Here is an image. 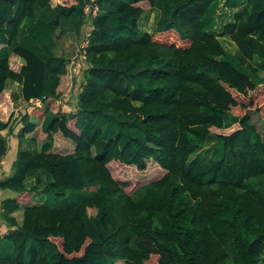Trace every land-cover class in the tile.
<instances>
[{
	"label": "trees",
	"instance_id": "trees-1",
	"mask_svg": "<svg viewBox=\"0 0 264 264\" xmlns=\"http://www.w3.org/2000/svg\"><path fill=\"white\" fill-rule=\"evenodd\" d=\"M88 1L99 6L91 21ZM142 1L158 12L151 31L139 25ZM88 29L89 65L66 112L61 97L74 73L56 53L57 30ZM173 30L183 44L155 37ZM257 67L264 0H0V131L19 123L22 139L36 128L33 115L46 133L40 146H18L0 179L16 192L0 202L8 226L0 264H264ZM19 98L42 102L12 122ZM59 133L72 143L65 152L55 150ZM209 138L219 143L213 156L202 152ZM6 151L0 133V159ZM32 192L41 199L21 204Z\"/></svg>",
	"mask_w": 264,
	"mask_h": 264
},
{
	"label": "rangeland",
	"instance_id": "rangeland-1",
	"mask_svg": "<svg viewBox=\"0 0 264 264\" xmlns=\"http://www.w3.org/2000/svg\"><path fill=\"white\" fill-rule=\"evenodd\" d=\"M63 1L65 3H69L71 0H63ZM140 4L144 7L145 12L142 14V16L139 19V25H140V27L142 29L151 31L153 29V27H154L158 12L154 8H149V5H148V3L146 1H142V2H140ZM87 28H88L87 26H84V31ZM75 35L77 36V39H76ZM65 37L68 38L66 40L67 41V45L66 46L69 47V52L70 53H72L74 51L73 54H72V55H74V53L76 51V48H77V44L76 43L78 42V37L79 36H78V34H75V33L71 32V31H67V32L64 33V32H61V31L57 30V34H56V39H57V43H58V46L56 47L57 50L59 49V47H62V45H64L61 41H63L62 38H65ZM155 37L156 38H160L162 40L173 41L176 44H183V42L178 38V36H177V34H176V32L174 30L173 31H169V32H163V33H160V34H156ZM71 38L73 39L74 42L73 43H69V45H68V42H71ZM218 39L220 40L222 46L224 47V49L228 53H231V54H234L236 56H239L237 48H236L234 42L229 37H227V36H218ZM57 50H56V52H57ZM258 61H261V59L255 57V59L253 61H250V63H246L247 68H249V66L253 67L254 65H256V63H258ZM245 62H247V61H245ZM10 64H12V66L15 69H17L18 65H19L18 63H16V60H14L13 58L10 59ZM83 68H84L83 66L82 67H78L79 71H77V72H80V70H82ZM253 76L256 77L257 79L261 80V81H264V68H258V67L255 68ZM83 80L84 79L82 78V75L80 77H78V78H75V75H74L73 78L71 79V84L68 86L67 90L62 94L61 100H63V97H64V100L62 101V106L64 107L65 105H67L65 107L66 110H67L68 107L72 106V105H70L72 100L68 99V97L70 96V93L74 92L75 90H76V93H77V91L79 89V85L81 84V81L83 82ZM7 85L13 91H15L17 89L16 88L17 84L12 82V81H9L7 83ZM259 87L262 88L261 86H259ZM260 93H261L260 96L257 98V101L259 103H261V101L264 100V91H260ZM234 95L239 100H248V99H250L252 97H255V95L254 96H250V97L242 96L237 91H234ZM240 102H243V101H240ZM18 105L22 106L24 108V105L19 100L15 101L12 104L10 103V105H9V107H10L9 108L10 109L9 113L12 111V113L10 114V119L12 120V122L17 121L18 118H19L18 115H15L16 107ZM33 106H35V104ZM62 106H61V108H62ZM243 106H245V103H243L242 105L237 104V105H234L233 107H235L236 109L239 110ZM18 111H20V110H18ZM34 118H35V116H34ZM251 118H252L253 122L256 124L257 128L259 130H262L263 126H264V119L261 116V114L259 112H251ZM236 127H237V125L235 124L233 129H235ZM232 130H229V132L232 131ZM40 135H42V133H40V134L36 133L35 134V136H38V137H40ZM60 135H61L60 133L57 134L56 141L59 142L60 140H62L64 142H63V144H60V143L57 144L55 146V150L60 151V152H65V151L69 150L72 147V143L69 140H66V139L62 138ZM218 147H219L218 141L209 138L206 141V143L204 144V147L202 148L203 155H205V156H213L214 153H218L217 151H214ZM124 176H126V173H124ZM33 182H34V180L32 178L28 179V181H27L28 184H31ZM40 199H41V194L38 193V192H32L26 198L20 197L21 202H27L28 201L30 203L31 202H37ZM89 212L90 213H94L95 210L93 208H89ZM115 264H122V261L119 260Z\"/></svg>",
	"mask_w": 264,
	"mask_h": 264
},
{
	"label": "crops",
	"instance_id": "crops-1",
	"mask_svg": "<svg viewBox=\"0 0 264 264\" xmlns=\"http://www.w3.org/2000/svg\"><path fill=\"white\" fill-rule=\"evenodd\" d=\"M76 39H77V36L75 35ZM68 38H62L63 41H61L64 45H62V47H59V49L57 50V54H62V55H65L67 58L71 57V55L73 54L69 52V47H67V40ZM73 39L71 38V42H68V45L69 43H73ZM58 46V43L56 45V47ZM84 67V66H83ZM79 71L78 67H74L73 68V73L75 75V78H78L82 75V78H83V69L80 70V72H77ZM9 81L11 80H8L6 83H8ZM14 83L17 84V89H18V83L16 81H12ZM82 83V81H81ZM8 87V85H7ZM10 90H12L10 87H8ZM16 89V90H17ZM80 90V85H79V89L78 91ZM77 91V93H78ZM76 90L74 92H71L70 93V96L68 97L69 100H72L70 105V107L67 108V110L65 109V107L67 105H65L64 107L62 106V110L63 111H73L75 109V106H76ZM67 99V100H68ZM19 101L22 102V104L24 105V108L22 106H17L16 107V113L15 115H19L25 111H30V113L32 112V109H33V105L34 104H40V103H28L26 100H23L21 98L18 99ZM17 100V101H18ZM63 100H64V97H63ZM20 110V111H18ZM31 119L35 120L37 122V125H36V128L34 131L30 132V133H27L24 135V137L22 139H19L17 137V129H18V125L16 126H12L13 129H10L9 130V127H6V128H3L0 133L7 139V151H6V154L0 159V179L4 178L5 176L9 175L11 173V165H12V162L16 156V150L18 148V146H23V147H27V148H33L34 146H40L41 142L44 140L45 138V131L42 130L41 128V119H39L38 117L34 118L33 115H31ZM38 133H42V135H40V137L38 136H35V134ZM59 142H61L63 144L64 141L60 140ZM16 194L15 191L9 189V188H2L0 187V202L3 198L5 197H9V196H14ZM21 202V201H20ZM25 202H21V204H23ZM12 215H14L17 219L18 222H20L22 220V216H23V209L22 208H18L16 210H14L12 213ZM8 226L6 225L5 221L2 219V217L0 216V233H3L7 230Z\"/></svg>",
	"mask_w": 264,
	"mask_h": 264
},
{
	"label": "built area",
	"instance_id": "built-area-1",
	"mask_svg": "<svg viewBox=\"0 0 264 264\" xmlns=\"http://www.w3.org/2000/svg\"><path fill=\"white\" fill-rule=\"evenodd\" d=\"M98 10H99V6L95 1L86 2L83 6V12H84L85 19H88L89 21H91L93 17H95ZM89 30L90 29H88L85 32L83 37H78V42L76 43L77 44L76 51L74 55L69 57L70 65L72 69L74 67H82V66L86 67L89 65V61L87 59L86 49H85L86 44L88 42ZM41 102H42L41 99H37L35 101V103H41Z\"/></svg>",
	"mask_w": 264,
	"mask_h": 264
}]
</instances>
